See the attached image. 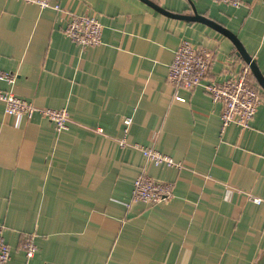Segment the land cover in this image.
<instances>
[{
	"label": "crops",
	"instance_id": "0c3cea01",
	"mask_svg": "<svg viewBox=\"0 0 264 264\" xmlns=\"http://www.w3.org/2000/svg\"><path fill=\"white\" fill-rule=\"evenodd\" d=\"M60 9L0 0V88L38 106L65 108L57 131L35 112L19 119L0 101V226L6 264H256L264 256V88L247 127H221V103L202 86L167 82L182 39L212 51L207 78L247 66L233 41L199 20L166 15L142 0H54ZM196 11L234 33L264 76V0H152ZM71 14L94 15L98 44L64 33ZM183 97V100L178 99ZM129 118L130 122L125 123ZM124 139L128 145L121 146ZM130 143V144H129ZM182 166L153 164L133 144ZM145 173L172 196L131 200ZM32 236L35 253L23 244Z\"/></svg>",
	"mask_w": 264,
	"mask_h": 264
},
{
	"label": "built area",
	"instance_id": "2783aa9c",
	"mask_svg": "<svg viewBox=\"0 0 264 264\" xmlns=\"http://www.w3.org/2000/svg\"><path fill=\"white\" fill-rule=\"evenodd\" d=\"M36 3L41 7L51 6L59 10V3L54 0H25ZM223 4L238 7L241 0H217ZM64 33L72 41L83 46L98 44L101 40L102 24L94 15L71 14L68 18ZM212 51L203 46L195 45L187 39H182L175 49L173 58L168 66L167 82L174 87L194 88L202 86L213 101L221 103V127L224 129L230 123L247 127L253 118L260 102V92L252 80L251 71L245 66L235 77H230L222 82L207 78V71L212 60ZM13 73L0 69V80L7 83L14 81ZM183 100V97H178ZM0 101L4 105V112L19 119L23 115H32L38 112L54 124L57 131L68 128L73 122L65 108L38 107L8 90L0 88ZM130 119L126 118L125 123ZM119 145L128 143L121 139ZM130 144V143H129ZM139 149L146 160L153 164L181 167L179 161L159 150L142 144H133ZM172 196V184L168 181H159L145 173L139 174L132 186L131 200L158 203ZM248 199L264 206V199L248 193ZM26 257L30 258L36 250L32 236H28L23 244ZM10 259V247L3 237L0 226V264H5Z\"/></svg>",
	"mask_w": 264,
	"mask_h": 264
},
{
	"label": "water",
	"instance_id": "95a60500",
	"mask_svg": "<svg viewBox=\"0 0 264 264\" xmlns=\"http://www.w3.org/2000/svg\"><path fill=\"white\" fill-rule=\"evenodd\" d=\"M142 1H144L145 3H147L148 5L153 7L154 9H156V10H158V11H160L166 15H169L172 17H180V18H184V19H188V20L203 21V22L208 23L209 25L213 26L214 28L218 29L222 33H224L226 36H228L233 41V43L236 47L237 54L240 55L246 61V63L248 65L252 75L254 76L255 80L258 82V84L262 88H264V76H263V74L259 70L256 62L252 59L250 54L246 51V49L243 47L242 43L240 42V40L238 39V37L234 33L229 31L225 27L219 25L215 21H212V20L206 18L205 16L200 15L196 11L193 4H191L192 9H193V14L192 15H186V14H180V13H175V12L169 11L164 7H160L158 4H156L152 0H142ZM256 264H264V256H262Z\"/></svg>",
	"mask_w": 264,
	"mask_h": 264
},
{
	"label": "rangeland",
	"instance_id": "374dc122",
	"mask_svg": "<svg viewBox=\"0 0 264 264\" xmlns=\"http://www.w3.org/2000/svg\"><path fill=\"white\" fill-rule=\"evenodd\" d=\"M8 261H9V259H8ZM6 263H7V262H6ZM6 263H5V264H6Z\"/></svg>",
	"mask_w": 264,
	"mask_h": 264
},
{
	"label": "trees",
	"instance_id": "16d2710c",
	"mask_svg": "<svg viewBox=\"0 0 264 264\" xmlns=\"http://www.w3.org/2000/svg\"><path fill=\"white\" fill-rule=\"evenodd\" d=\"M252 80H253V78H252Z\"/></svg>",
	"mask_w": 264,
	"mask_h": 264
}]
</instances>
